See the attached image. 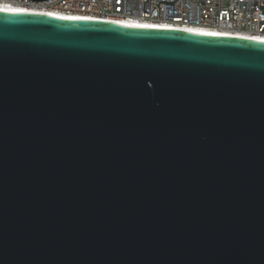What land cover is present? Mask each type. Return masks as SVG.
Returning <instances> with one entry per match:
<instances>
[{
    "label": "water",
    "instance_id": "1",
    "mask_svg": "<svg viewBox=\"0 0 264 264\" xmlns=\"http://www.w3.org/2000/svg\"><path fill=\"white\" fill-rule=\"evenodd\" d=\"M0 264H264V41L0 9Z\"/></svg>",
    "mask_w": 264,
    "mask_h": 264
},
{
    "label": "built area",
    "instance_id": "2",
    "mask_svg": "<svg viewBox=\"0 0 264 264\" xmlns=\"http://www.w3.org/2000/svg\"><path fill=\"white\" fill-rule=\"evenodd\" d=\"M103 18L216 28L264 36V0H0Z\"/></svg>",
    "mask_w": 264,
    "mask_h": 264
},
{
    "label": "bare ground",
    "instance_id": "3",
    "mask_svg": "<svg viewBox=\"0 0 264 264\" xmlns=\"http://www.w3.org/2000/svg\"><path fill=\"white\" fill-rule=\"evenodd\" d=\"M0 9L49 14V15L62 16V17L81 19V20H99V21L119 22V23L130 25V26H136V27L172 29V30H188V31H196V32L204 33V34H210V35L254 38L257 40L264 41L263 35H251V34H248L245 32H239V31H229V30H222V29H216V28L191 27V26H184L182 24H172V23H158V22H152V21L136 19V18L114 19V18H103V17H95V16H88V15H80V14H70V13H65V12L41 9L33 5L23 6V5L12 4V3H3V4H0Z\"/></svg>",
    "mask_w": 264,
    "mask_h": 264
}]
</instances>
